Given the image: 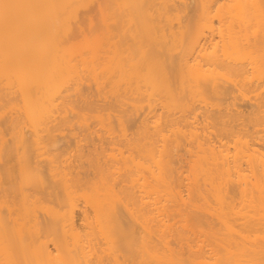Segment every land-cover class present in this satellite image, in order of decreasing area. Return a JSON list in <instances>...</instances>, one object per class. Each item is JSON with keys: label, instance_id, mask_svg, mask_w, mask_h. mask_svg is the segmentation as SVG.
I'll use <instances>...</instances> for the list:
<instances>
[{"label": "bare ground", "instance_id": "6f19581e", "mask_svg": "<svg viewBox=\"0 0 264 264\" xmlns=\"http://www.w3.org/2000/svg\"><path fill=\"white\" fill-rule=\"evenodd\" d=\"M93 10L102 33L124 34L113 48L91 37ZM106 74L119 78V107L146 115L131 138L117 116L124 140L90 150L80 176L66 150L44 157L45 147L72 122L67 93L85 80L101 93ZM156 93L169 99L163 113ZM237 94L255 99L247 120ZM5 115L0 264H264V0H0ZM111 116H96L106 133ZM182 146L188 184L173 165ZM183 206L200 211L175 228L170 214Z\"/></svg>", "mask_w": 264, "mask_h": 264}, {"label": "rangeland", "instance_id": "374dc122", "mask_svg": "<svg viewBox=\"0 0 264 264\" xmlns=\"http://www.w3.org/2000/svg\"><path fill=\"white\" fill-rule=\"evenodd\" d=\"M189 2L191 0H188ZM92 16L94 17V28H95V32L94 35H91L92 38H101L103 41V44L105 45V48H113L114 42H119L120 40H122V37H124V34H116L115 36H109L105 33H102V29H103V21L102 18L100 17L99 13L97 14V12L95 10L92 11ZM108 22H113L112 20H109ZM129 42L133 39L132 35H128L127 36ZM79 39H82V37H80ZM128 42V43H129ZM131 43V42H130ZM125 47V45L123 46ZM103 52V51H102ZM101 52V53H102ZM109 74H106L104 76L105 78V82L102 84V89L103 92H99L97 89V85L94 82V80H85L83 81V84L80 86L79 89V93L76 94V92L73 91H69L67 94L71 95L72 98L74 100H76L78 102V106L75 108V113H71L70 117L72 119V122H70L67 125H64L63 127L65 128L64 131L61 133V131H57L56 133H58L57 135L63 134L62 136L59 135V140L57 141V143H55L54 145H46L45 147V151L46 154L44 155V157H47L49 151L52 152V154L55 153H59L63 150H66L64 158L70 157V159L72 161H74L75 164H79L80 166L77 167V171L80 172V176H84L86 174L87 171H91L90 167L88 166V155H89V151L93 150L95 147L101 148L104 145H107V137H110L109 135L113 136V137H117L116 139H123L124 138L121 136L122 134V130L121 127L118 123V117L120 116V114H124L123 119L125 118V123L127 126V133L128 136L131 137H136L138 135L139 132H141L142 129H139V125H140V119L142 120L146 114L144 112L145 115H143L142 113L136 114V111L132 109V107L129 104H124V106L119 107V97L117 95H115L114 93V81L119 79L117 77H111L108 78ZM110 82H109V80ZM104 87V88H103ZM145 90V88H144ZM123 89L120 90V92L118 93H123ZM148 92V91H146ZM136 93H133L131 90H129L126 93V96H130V97H136ZM248 96H253V94H249ZM151 98L153 100H156V110L160 113H163V109L162 106L167 104L169 99L166 98L164 93H156L153 96H151ZM181 98V97H180ZM85 100H93L96 101V107L97 110H88V109H81L82 105H85L86 101ZM232 97L229 98V101H232ZM209 102L211 103H216V102H220V100H217L216 98L213 99H208ZM236 101H238V103L240 102V106L244 109L245 114H244V119L247 120V118L250 116L249 112L252 110V108H250V102H255V99L253 98L252 100H250V98L248 97H244L242 95L237 94V98ZM182 102H184V100L181 98L179 100V104H181ZM199 102V101H198ZM113 103L116 104V106H111ZM147 103V100L145 102V105ZM204 103V102H203ZM249 104V105H248ZM124 109L126 110L124 112ZM247 109V110H246ZM143 109H141L142 111ZM149 109H147L148 111ZM144 111V110H143ZM146 111V109H145ZM146 111V113H147ZM175 111H177V115H180L181 112L176 109ZM199 111V110H198ZM98 112L102 113V114H111V120H110V125L108 127H112L113 131L112 133H106L103 129V126L101 125V123H97V115ZM79 114V117L78 115ZM142 114V115H140ZM10 115V113H9ZM140 115V116H139ZM85 117V118H84ZM9 119L8 115L2 116L0 119V126L3 127V121ZM110 119V118H109ZM139 119V120H138ZM243 119L241 118L240 121H242ZM84 122V123H83ZM249 124H252L251 122H249ZM87 127H90L92 133L88 134L87 133ZM5 129V127H3ZM212 131L215 130V128L211 129ZM100 137V138H99ZM7 139L10 140V134L7 135ZM109 139V138H108ZM102 140L105 141L104 144H102ZM118 141V140H117ZM122 141V140H121ZM79 142V143H78ZM120 142V141H119ZM77 145H81L82 146V153L83 158L81 159V161H79V163L75 160L78 158V154L79 152L76 151L77 148H79ZM77 146V147H75ZM80 146V147H81ZM110 146L108 152H112V146ZM187 148V147H186ZM186 148L184 146H182L179 151L178 154L176 156V161H174L173 165L177 167L178 170L181 171V173L183 175V179H185V177L187 175L191 174V171H189V163L187 162L188 158H189V154L186 153ZM179 160V161H178ZM14 160L9 162V165H13ZM187 177L186 179L183 181V183H187ZM188 184V183H187ZM186 187V186H185ZM182 187L184 188V196L186 198V201L189 202V204H192V202H194L195 200V195L192 197V195H189V191L188 188L186 187ZM164 193V192H163ZM238 192L235 191V195H237ZM239 196V194H238ZM238 198V197H237ZM182 213L178 210H173L172 213L170 214V217L172 218V221L174 222L175 220H181V222L177 223L174 225L175 228L181 226V224L184 222L182 219H186L185 223L187 220H189V218L194 214V212L200 211V210H193L191 207H187V206H183L181 208ZM85 213H88L87 210H85L84 204L82 205V207L78 210L77 214H78V224L80 226L85 225ZM41 215V219H43L46 215L44 213H40ZM217 227V225H216ZM173 235L170 236L169 240L172 242V246H175L176 248H179L181 245L184 246L183 251L186 253L187 251V245L186 242L184 241V243L179 242L178 239V235L175 233V230L172 232ZM206 249H208L206 247Z\"/></svg>", "mask_w": 264, "mask_h": 264}]
</instances>
